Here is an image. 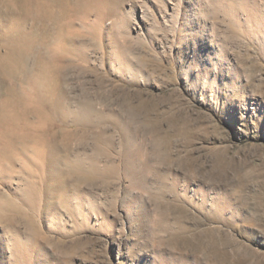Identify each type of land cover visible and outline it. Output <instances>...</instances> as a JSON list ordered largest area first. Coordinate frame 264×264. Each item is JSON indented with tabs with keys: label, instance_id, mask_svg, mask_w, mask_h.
I'll use <instances>...</instances> for the list:
<instances>
[{
	"label": "rangeland",
	"instance_id": "obj_1",
	"mask_svg": "<svg viewBox=\"0 0 264 264\" xmlns=\"http://www.w3.org/2000/svg\"><path fill=\"white\" fill-rule=\"evenodd\" d=\"M18 3L0 60L37 41L53 95L19 102L48 155L0 163V264H264V0Z\"/></svg>",
	"mask_w": 264,
	"mask_h": 264
},
{
	"label": "bare ground",
	"instance_id": "obj_2",
	"mask_svg": "<svg viewBox=\"0 0 264 264\" xmlns=\"http://www.w3.org/2000/svg\"><path fill=\"white\" fill-rule=\"evenodd\" d=\"M36 42L37 41L30 40V39L29 40L19 39L17 41L18 43L17 45L10 47L11 49L9 51L8 57H6L3 60H0V75H8L7 77H14L15 73L18 70H21L19 56L23 48L25 46H30L32 49L37 50L38 47L35 44ZM13 62H15V65L12 64ZM45 65H47L46 62L43 65H41L43 69L40 68V70H42V72L47 75V72H45L44 70V67H46ZM27 83L29 87L28 91L25 95L20 96V97H17L16 92H15L16 90L14 91L12 88L8 89L7 95L13 100L11 101L8 100L5 104L6 106H4L0 110V163L1 161L2 162L3 161H11V162L14 161L16 152L18 153V151L16 150V145H21L22 149L25 146L27 148L29 147L28 149H31L32 151L39 152L42 155L41 156L42 164L44 165L46 162V155H48V152H47L48 148L46 147H47L48 141L45 138L44 125H46L47 122L43 121L41 125H31L33 123L32 122L29 123V121L27 120V116H24L18 112L19 102L21 103L24 101L26 102L30 101V102H36L37 104L43 100L42 99L43 97L40 95L39 91L31 86V81L29 78H27ZM23 130L27 132H25L24 135L19 134L20 131H23Z\"/></svg>",
	"mask_w": 264,
	"mask_h": 264
},
{
	"label": "clouds",
	"instance_id": "obj_3",
	"mask_svg": "<svg viewBox=\"0 0 264 264\" xmlns=\"http://www.w3.org/2000/svg\"><path fill=\"white\" fill-rule=\"evenodd\" d=\"M0 13L12 16L29 17L38 15V8L33 6L31 10L24 7L18 0H0ZM19 62L21 70L31 81V86L39 91L44 99L53 95L50 78L40 70L37 53L30 46H25L20 53Z\"/></svg>",
	"mask_w": 264,
	"mask_h": 264
}]
</instances>
